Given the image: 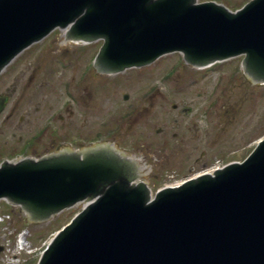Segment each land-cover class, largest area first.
<instances>
[{
  "label": "water",
  "instance_id": "95a60500",
  "mask_svg": "<svg viewBox=\"0 0 264 264\" xmlns=\"http://www.w3.org/2000/svg\"><path fill=\"white\" fill-rule=\"evenodd\" d=\"M193 1L0 0V68L54 26L73 22L78 37H105L100 56L113 68L175 49L196 63L245 52L246 71L264 80V0L237 12ZM114 168L74 157L4 164L0 197L48 215L96 193L118 177ZM40 264H264V139L244 162L164 188L151 201L143 187L111 184Z\"/></svg>",
  "mask_w": 264,
  "mask_h": 264
},
{
  "label": "flooded vegetation",
  "instance_id": "af4514ba",
  "mask_svg": "<svg viewBox=\"0 0 264 264\" xmlns=\"http://www.w3.org/2000/svg\"><path fill=\"white\" fill-rule=\"evenodd\" d=\"M92 44L86 46L81 41L70 40L63 30L56 29L4 69L0 75V96L5 97V107L0 112V157L14 153L35 157L54 151L81 152L91 144L101 146V151H114L120 147L119 138L129 135L120 134L135 124L139 125L143 119L146 122L149 115L151 120L147 125L151 126L149 132L155 139L146 142L147 131L144 130L142 137L145 141L138 143L134 150L153 153L154 162H149L145 155L129 156L137 161L136 164L128 159L136 179L142 178L154 186L166 179L168 164L171 166L176 162L177 176L180 172L177 167L192 172L199 166H208L211 163L210 146L214 143L208 124L216 110L215 99H209L202 113L206 127L198 125L190 117L191 114L196 116L193 108L184 105L179 113L182 116L175 113L171 119L173 124L165 121L166 112L159 109H163L165 103H159V100L164 97L162 90L167 79L171 78L167 75L169 69L160 74L158 68L162 67L148 66L157 70L156 75H149L155 80L146 87V66L123 71L99 67L95 63L97 50H94V42ZM138 80L145 82V88L124 92L122 96L127 104L116 114L107 119L109 112L99 123L91 122L88 113L101 111L105 102H118L119 85L133 86ZM150 107L158 111L153 114L154 109ZM174 108L178 109V106L175 104ZM160 121L165 126L158 125ZM171 125L174 129L165 136ZM202 129H206L203 136L200 135ZM7 135L10 139L3 138ZM160 152L162 156L158 155ZM160 162L163 165H158Z\"/></svg>",
  "mask_w": 264,
  "mask_h": 264
},
{
  "label": "rangeland",
  "instance_id": "374dc122",
  "mask_svg": "<svg viewBox=\"0 0 264 264\" xmlns=\"http://www.w3.org/2000/svg\"><path fill=\"white\" fill-rule=\"evenodd\" d=\"M227 1L228 5L232 7V9H235V7L239 6L245 0ZM182 59L183 57L180 53H171L153 66L162 67L158 68L160 74H162L170 68V64L178 61L180 62ZM239 59L240 58L229 61L220 68H216L212 71H209L208 69H197L182 64L177 69V74L174 75V80H167V84L162 90L164 92V97L159 100V103H165L163 109L159 107L160 110H165L166 112L167 120L165 121L173 124V120L171 119L175 116V113L178 114V117L182 116L179 113H182L180 108L184 105L193 108L192 112L196 113V116L193 117V114H191L190 117L193 118L198 125H204L203 127H206V118L202 113L205 106H207V103L210 102L209 99L213 97L218 101V107L209 118L210 122L208 124L209 135L214 140V143L210 146L211 156H209V158L211 159V162L215 159L220 163L225 164L233 160H243L264 134V84L254 83L248 78L245 79L244 73L243 75L241 73L240 78L231 77L234 70H239ZM156 70L155 68H146V87L151 85L149 84L150 81L153 82L155 80L151 79L149 75H156ZM234 78L238 79L233 80ZM144 84L145 82L140 83V80H138L133 86L119 85L118 91L120 97L118 102H105V104H102V106L105 107L101 111H97V108H95V111L97 112H94L93 114L88 113L91 122L99 123L109 112L107 119H110V116L116 114L117 110H120V107L127 104L123 99V93L130 90L136 92L138 91V87H141L142 90L145 88ZM132 101H134V99H132ZM175 104L178 106V109L174 108ZM150 108L152 109L153 107ZM153 109V114L158 111L156 108ZM150 120L151 118L148 115L146 117V122L143 119L139 125L135 124L133 128H128L126 132L123 131L120 134L129 133L128 136L119 138L123 150H126L127 147H130V150L137 149L138 143L143 144L145 139L142 137V132H144V130L148 132V134L146 132V142L155 139V136L149 132L151 126L147 125ZM212 123L213 127H211ZM159 124L164 125L162 121L158 122V125ZM172 129H174L172 125L167 127L168 131L165 133V136H169V132ZM205 133L206 129H202L200 135L203 136ZM3 138L10 139V136L7 135ZM132 152L146 155L149 162H154L153 153L138 152L135 150ZM167 152H169V147L167 148ZM5 155H7V153ZM158 155L162 156L163 153L160 152ZM183 157H185V155ZM175 163L176 162L171 166L169 164L167 165V172L165 173L167 177L165 180L167 182L172 180L170 175H176L175 170L177 165H175ZM158 165H163V163L160 162ZM201 169H203V167L199 166L195 170L197 171ZM177 170L180 172L175 180L183 178L191 174L193 171L195 172V170L189 172V169L181 170V167H177ZM185 172H188V174L185 175ZM162 185L163 182L157 183L154 190L162 187ZM80 207L81 206L56 221L46 220L45 222H33L27 217L26 212L22 211L20 208H15V213H12L13 220L10 222L6 221L3 225H7L12 230L13 225H18L20 228L28 227L27 225H29L31 231L35 233L32 241V248H34L39 246L43 240L50 239L51 236H53L54 231L65 222L69 221L70 218L79 211ZM10 209L11 204L9 202H1L0 213H10ZM3 230H5L4 227H2L1 232H3ZM3 236L5 235H2V237ZM26 256L27 254H25L23 259ZM35 261H30L26 264H36Z\"/></svg>",
  "mask_w": 264,
  "mask_h": 264
}]
</instances>
